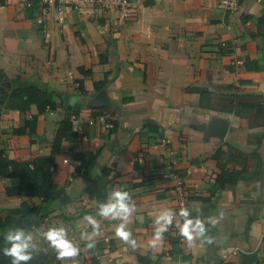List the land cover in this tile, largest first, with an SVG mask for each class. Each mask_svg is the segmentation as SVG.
I'll return each mask as SVG.
<instances>
[{
	"label": "crops",
	"instance_id": "1",
	"mask_svg": "<svg viewBox=\"0 0 264 264\" xmlns=\"http://www.w3.org/2000/svg\"><path fill=\"white\" fill-rule=\"evenodd\" d=\"M28 1L0 5V69L57 95L58 106L5 110L2 145L9 159L48 156L67 108L81 107L86 132L61 145L53 175L59 196L41 224L64 226L80 247L60 264H243V253L255 251L252 264H264V0H242L233 14L222 0H132L127 17L119 9L95 16L69 10L62 22L54 7ZM102 91L108 102H99ZM218 120L228 122L224 138L210 133ZM229 147L244 155L230 154L223 164L246 175L221 185L213 154ZM73 152L96 155L89 174ZM105 166L112 169L109 192L129 189L135 204L127 222L135 248L115 235L120 221L99 216L86 192ZM167 168L184 179L191 213L204 205L200 196L215 207L200 218L213 231L191 246L175 222L158 247L149 246L159 211L178 212L177 180ZM19 185L0 176V216L22 203L41 209L37 196L7 194ZM89 215L100 224L93 248L80 235L93 232L83 219Z\"/></svg>",
	"mask_w": 264,
	"mask_h": 264
},
{
	"label": "trees",
	"instance_id": "2",
	"mask_svg": "<svg viewBox=\"0 0 264 264\" xmlns=\"http://www.w3.org/2000/svg\"><path fill=\"white\" fill-rule=\"evenodd\" d=\"M6 0H0V5ZM39 4L34 0L32 5ZM40 5V4H39ZM260 23H264V17L259 19ZM132 97L125 98V101L132 100ZM36 105L38 111L43 113L47 110H54L58 106L57 95L41 88L34 82L21 80L20 77L10 78L3 69H0V176L17 177L20 179V185L16 187H7L8 195H19L26 192L28 195L37 196L41 199L42 207L30 206L28 203H22L20 207L7 209L0 216V249L6 246L3 239L4 233L12 228L24 227L25 230L31 231L33 227L40 226L51 213V204L58 198L57 186L53 179L54 172L57 168L56 156L61 150L64 140H77L79 134L73 129L71 116L79 115L81 107L79 105L69 106L67 108V116L61 121L57 135L53 142L52 152L50 155L40 157L33 160H14L6 156V150L2 145L3 129L1 126L2 115L5 110H21L29 113L31 107ZM35 119L29 117L26 126L30 131L35 130ZM116 124V123H115ZM144 127L154 129L151 124H145ZM22 130V132H24ZM86 130H84V133ZM230 154L241 157L244 154L234 148L217 149L213 157L218 160L222 167V173L217 180L221 185L225 183H237L244 179L246 171L242 168H227L223 164V158ZM73 158L81 161V167L84 173L89 174L95 165L96 155L87 157L84 154L72 153ZM81 168H77V171ZM110 167H102L98 174L92 178L86 192L91 198H96L98 205L104 202L109 193V183L111 181ZM129 192V189H124ZM130 193V192H129ZM203 201L204 205L200 210L192 212L194 217L211 216L215 212V207L208 197H198ZM40 210V211H39ZM23 219L21 223L20 219ZM207 231L212 232L213 229L207 226ZM0 264H11V258L7 257L0 251ZM28 264H39L32 258ZM149 264V263H145Z\"/></svg>",
	"mask_w": 264,
	"mask_h": 264
},
{
	"label": "clouds",
	"instance_id": "3",
	"mask_svg": "<svg viewBox=\"0 0 264 264\" xmlns=\"http://www.w3.org/2000/svg\"><path fill=\"white\" fill-rule=\"evenodd\" d=\"M135 211V204L132 203L130 193L121 187H114L104 202L98 205L97 214L101 217L118 219L120 223L115 229V235L135 248L136 240L132 236V232L127 228V222ZM177 217L181 219H177ZM91 225L93 232H81V239L86 240V247L93 248L95 241L94 235L99 231L100 224L93 216H85L83 218ZM178 228L180 236L191 246L194 239L205 237L207 227L204 220L199 217L192 216L190 210L181 207L178 212L165 208L159 211L155 219L152 221L154 225L153 236L149 241L152 248L158 247L164 239V233L170 226ZM208 224L217 223L215 218L209 217ZM48 246L55 250L56 258L63 261L65 258L76 257L80 252L77 242L70 238L68 230L64 226H52L39 234ZM6 246L0 249L3 254L11 258V264H28L32 260L33 254L38 250L39 245L33 233L25 230L24 227H16L7 230L3 237Z\"/></svg>",
	"mask_w": 264,
	"mask_h": 264
},
{
	"label": "built area",
	"instance_id": "4",
	"mask_svg": "<svg viewBox=\"0 0 264 264\" xmlns=\"http://www.w3.org/2000/svg\"><path fill=\"white\" fill-rule=\"evenodd\" d=\"M34 0H29L27 6H31ZM41 6L44 8L54 7L58 12L59 21L64 20L65 14L69 10L81 11L85 13H90L92 16L103 15L110 10L119 9L123 17L129 16L132 0H37ZM242 0H222V4L227 13H236L241 5ZM71 121L73 124V129L77 131L79 137L84 135V129L79 123V118L77 115L73 114L71 116ZM112 127V123L108 124ZM166 176L168 178H173L177 180L175 185V192L178 199V210L181 207H186L188 204V194L186 192V186L184 179L174 172L173 170L167 168Z\"/></svg>",
	"mask_w": 264,
	"mask_h": 264
},
{
	"label": "rangeland",
	"instance_id": "5",
	"mask_svg": "<svg viewBox=\"0 0 264 264\" xmlns=\"http://www.w3.org/2000/svg\"><path fill=\"white\" fill-rule=\"evenodd\" d=\"M46 230L44 225L33 227L30 232L33 233L36 241L39 245L38 250L33 254L39 264H60L61 260L56 258L55 250L48 246L47 242L39 235L42 231Z\"/></svg>",
	"mask_w": 264,
	"mask_h": 264
},
{
	"label": "water",
	"instance_id": "6",
	"mask_svg": "<svg viewBox=\"0 0 264 264\" xmlns=\"http://www.w3.org/2000/svg\"><path fill=\"white\" fill-rule=\"evenodd\" d=\"M99 102H108L107 93L102 91L98 97ZM228 122L227 120H218L211 125L210 133L220 138H224L227 132ZM22 223V220H20ZM243 264H252L257 257V251L253 253H243Z\"/></svg>",
	"mask_w": 264,
	"mask_h": 264
}]
</instances>
